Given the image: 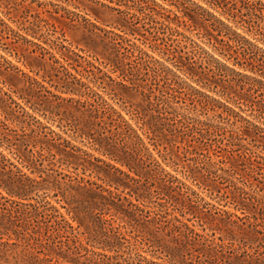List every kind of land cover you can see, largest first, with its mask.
<instances>
[{"label":"trees","instance_id":"trees-1","mask_svg":"<svg viewBox=\"0 0 264 264\" xmlns=\"http://www.w3.org/2000/svg\"><path fill=\"white\" fill-rule=\"evenodd\" d=\"M1 1L9 14L16 0ZM59 1L92 28L65 21L63 2L16 4L17 29L0 18V50L24 68L0 54V264L17 244L14 264H264V50L236 31L264 44V0ZM128 3L182 38L147 67L150 84L97 27L135 39ZM175 79L192 112L166 97ZM222 128L230 156L202 149Z\"/></svg>","mask_w":264,"mask_h":264},{"label":"rangeland","instance_id":"rangeland-1","mask_svg":"<svg viewBox=\"0 0 264 264\" xmlns=\"http://www.w3.org/2000/svg\"><path fill=\"white\" fill-rule=\"evenodd\" d=\"M24 1V4L29 3L30 1L34 0H16L15 3H10L7 5L8 7V12L9 14L3 15L2 12H4V6L1 4L2 1L0 0V18L7 24H9L11 27L16 28V24L13 22L16 20V17L14 16L15 10L18 8L16 4L21 3ZM42 1L47 2L50 1L52 3H61L65 10L63 11V16L66 18L65 21L71 20V24L77 26V27H88L92 28L90 26V23L93 21L91 18H89L87 15H85V12L81 8H77L73 5L72 3H64V1H59V0H35V3H33L34 6L37 5L38 3H42ZM196 2L201 3L198 0H194ZM163 6L168 7L165 3H162ZM130 5V6H129ZM112 6H115L112 4ZM128 8L120 7L121 9L124 10L125 15L128 17V20L135 25L136 28H138L137 34H135V39L132 36H126L125 38H122L118 40L117 38L114 37L113 33H119L113 25L110 23H97V27L100 29L99 33L106 36L109 40L110 39H116L115 41L118 42L122 47L120 49L121 55L126 58V62L128 63V67L132 68L133 70L135 69V78L139 80L141 84H150L152 81V75L150 70L147 69V67L153 66L154 60H159V61H164V58H162L163 54H169L174 49H176V46H181L183 43L180 42L178 39H182L180 36H172V37H163L162 35H158L157 31H162L165 32V34L169 35L168 29L161 23V20L158 17H149V12L148 10H142L144 13L138 12H133L131 6L132 3H128ZM173 9L172 7H168ZM136 10V6H135ZM13 13V14H12ZM164 15L171 16L169 12L163 11ZM216 15H218L216 13ZM90 19V21H87ZM224 21L225 19L222 18ZM1 23V21H0ZM230 25L235 26L234 24L230 23ZM180 31H183L185 35L191 36L196 39L192 33L189 31H185L182 28H179ZM236 31L241 33L242 35L246 36L249 40L253 41L259 48L264 50V44H262L260 41H256L257 39H254L256 37L252 35H248L243 32L240 28H236ZM21 34H24L23 31L20 32ZM158 35V36H157ZM72 36L74 38H79V35L77 32H74L72 30L67 31L65 33V39L66 41L63 42L64 45L69 46L72 50L78 51L81 49V46L76 45V42L74 39H72ZM28 39H31L29 36H27ZM37 41V40H34ZM196 41L200 42L199 39H196ZM37 42L41 43L40 40ZM204 46V48L209 51V53H213L210 48H208L206 45L201 44ZM14 51L11 49L10 46L8 45H3V51L0 50V54L3 56V58L7 61H10L13 65L18 66L20 69L24 68L20 65V63H17L13 57ZM83 55H87L86 53H82ZM214 57H217L219 60L225 62V64L229 67L232 66L231 61H226L220 58L216 53H213ZM4 59H0V62L3 64ZM165 64H167L165 62ZM237 69V67H235ZM175 82H177V87L175 90L171 91L169 94H166V97H173V102H177V106H182L185 108L183 110L184 112H192V102H191V96L187 92V85L182 82L181 79H175ZM152 83V82H151ZM189 83V82H188ZM160 85H163V82H159ZM193 84V83H192ZM194 85V84H193ZM261 91L257 92L259 95ZM256 95V94H255ZM260 99V97L256 98ZM246 114H250L249 111H247ZM192 116L193 113H190ZM204 118V117H200ZM193 131V130H192ZM188 137L189 135H192V132H187ZM232 133V129L230 128H222L219 130V132L213 133L211 135V139L205 141L202 146V149L209 148L207 145H211L210 151L211 153L215 155H226L230 156L232 154L231 152V146H229V136ZM260 140L264 138V132H260ZM246 141L244 140L242 143H245ZM257 148H263L261 147V143L257 142ZM242 151H246L245 149H241ZM169 169V168H167ZM170 170V169H169ZM242 180V178H240ZM223 186L228 187L229 183L223 181ZM63 212V210H61ZM44 224L39 223V226H42L40 231L45 234L44 232ZM44 242V241H43ZM66 239L61 238L57 239V245L59 246H65ZM5 249L8 250V252H12L9 255L8 260H10V264H14V260L19 258L20 255V250L23 249L22 245H10L5 247ZM28 253L27 254H32L35 258H42L45 253V249L42 246H35L34 244H31L30 246L26 247ZM50 263L56 264L55 260L51 261Z\"/></svg>","mask_w":264,"mask_h":264}]
</instances>
